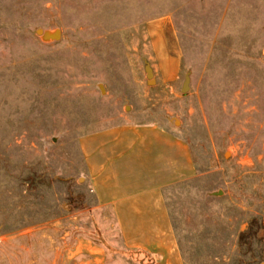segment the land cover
<instances>
[{"label":"rangeland","instance_id":"rangeland-1","mask_svg":"<svg viewBox=\"0 0 264 264\" xmlns=\"http://www.w3.org/2000/svg\"><path fill=\"white\" fill-rule=\"evenodd\" d=\"M126 122L191 149L164 192L181 264H263L264 0H0V264H171L88 184L80 139Z\"/></svg>","mask_w":264,"mask_h":264},{"label":"crops","instance_id":"crops-1","mask_svg":"<svg viewBox=\"0 0 264 264\" xmlns=\"http://www.w3.org/2000/svg\"><path fill=\"white\" fill-rule=\"evenodd\" d=\"M97 204L113 209L128 247L181 264L165 190L195 175L187 142L159 123L126 122L80 139Z\"/></svg>","mask_w":264,"mask_h":264},{"label":"trees","instance_id":"trees-1","mask_svg":"<svg viewBox=\"0 0 264 264\" xmlns=\"http://www.w3.org/2000/svg\"><path fill=\"white\" fill-rule=\"evenodd\" d=\"M259 233V224L256 219H253L246 230L242 231L239 235V242L242 246V249L246 248L252 240L257 237Z\"/></svg>","mask_w":264,"mask_h":264},{"label":"water","instance_id":"water-1","mask_svg":"<svg viewBox=\"0 0 264 264\" xmlns=\"http://www.w3.org/2000/svg\"><path fill=\"white\" fill-rule=\"evenodd\" d=\"M59 33V32H58ZM59 36V35H58ZM146 71H147V77H148V83L151 84L152 82H154V73H153V69L150 66L146 67ZM188 82H189V76L186 77V82L184 84V88L183 90L185 91L186 88L188 87ZM264 264V263H263Z\"/></svg>","mask_w":264,"mask_h":264},{"label":"bare ground","instance_id":"bare-ground-1","mask_svg":"<svg viewBox=\"0 0 264 264\" xmlns=\"http://www.w3.org/2000/svg\"><path fill=\"white\" fill-rule=\"evenodd\" d=\"M57 36L59 35V33L57 32V34H56Z\"/></svg>","mask_w":264,"mask_h":264}]
</instances>
